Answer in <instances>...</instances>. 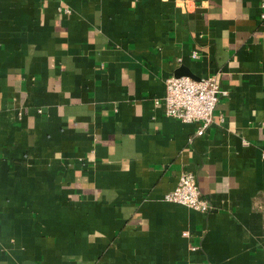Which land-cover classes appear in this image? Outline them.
Listing matches in <instances>:
<instances>
[{
	"label": "crops",
	"instance_id": "obj_1",
	"mask_svg": "<svg viewBox=\"0 0 264 264\" xmlns=\"http://www.w3.org/2000/svg\"><path fill=\"white\" fill-rule=\"evenodd\" d=\"M263 5L0 0V264H264ZM215 73L202 135L154 104Z\"/></svg>",
	"mask_w": 264,
	"mask_h": 264
},
{
	"label": "built area",
	"instance_id": "obj_2",
	"mask_svg": "<svg viewBox=\"0 0 264 264\" xmlns=\"http://www.w3.org/2000/svg\"><path fill=\"white\" fill-rule=\"evenodd\" d=\"M181 1L187 2L188 0ZM261 16L264 17V13ZM191 56L196 58L197 53L193 51ZM219 75L220 73H215L203 78L169 75L164 80L165 93L163 97L156 98L154 104L162 105L166 116L179 119L182 122H198L199 126L195 134L202 135L213 122L214 110L220 96L225 94V91L220 87ZM19 115H22V111L19 112ZM162 199L201 212L211 210V205L203 197L197 185L195 175L190 171H182L175 187L166 192ZM183 234L186 235L187 232H183Z\"/></svg>",
	"mask_w": 264,
	"mask_h": 264
}]
</instances>
